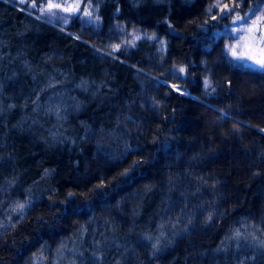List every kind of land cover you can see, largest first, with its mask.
<instances>
[{
    "label": "trees",
    "instance_id": "trees-1",
    "mask_svg": "<svg viewBox=\"0 0 264 264\" xmlns=\"http://www.w3.org/2000/svg\"><path fill=\"white\" fill-rule=\"evenodd\" d=\"M214 2L0 0V264H264V70Z\"/></svg>",
    "mask_w": 264,
    "mask_h": 264
},
{
    "label": "rangeland",
    "instance_id": "rangeland-1",
    "mask_svg": "<svg viewBox=\"0 0 264 264\" xmlns=\"http://www.w3.org/2000/svg\"><path fill=\"white\" fill-rule=\"evenodd\" d=\"M16 1L20 2V0H16ZM100 1L101 0H35V3H36L35 8L30 6L32 4L33 0H25V3H21V4H27L30 9L38 12L37 15L29 12L38 18L45 17L48 20H50V22L59 23L63 26H69V24L73 21V19L76 18L77 16H79L80 12H81V16L83 18H86L89 22L94 23V24L97 23V21H99V15H98L99 6L95 3H100ZM49 2L54 3V4H59V5H61V7L60 8H52L50 11H43V13H42L41 8L46 9L47 4ZM215 2H216V0H215ZM221 3H228L231 6V0H221ZM76 5H79V7L76 8ZM68 6H72L73 9H75V10L65 11L64 8L68 7ZM256 8L259 9V11L256 12V16H260V15L264 14V0H248V4H245V6H243V4H242L241 7L238 8L236 11L239 12L241 15H243L244 13L249 12L250 9H256ZM216 9H218V8H216ZM86 12L91 13V15L90 16L86 15L85 14ZM228 15L229 14L221 13L219 10L218 17L228 16ZM256 16H253L252 19H255ZM230 19L232 22V19H233L232 14H231ZM231 28H232V23H231V27H230L231 39L227 45L238 44V43L243 44L244 43L243 37H240V39L237 40L236 34H233L231 32ZM260 34L261 33L259 31L255 33V35L257 37H259ZM248 43L252 44L254 46L251 49L247 46L239 47L237 49V52L238 53L243 52V53H245V55H252L254 59L259 58L261 55L259 52V48L264 47V43H260L258 46H255V42H253V41H249ZM112 47L114 49H119L121 46L117 45V46H112ZM227 52L233 58V56L231 55V53L228 50H227ZM234 60L236 62H239L240 64L246 66V67H249L252 69H257V70H264V69L259 68V66L253 62V59H240V60L234 59ZM241 236H245L246 240H256V241L258 240L256 235L252 234L249 231H247V235L242 234Z\"/></svg>",
    "mask_w": 264,
    "mask_h": 264
},
{
    "label": "snow or ice",
    "instance_id": "snow-or-ice-1",
    "mask_svg": "<svg viewBox=\"0 0 264 264\" xmlns=\"http://www.w3.org/2000/svg\"><path fill=\"white\" fill-rule=\"evenodd\" d=\"M245 2V0H231V6L228 3H221V0H216L215 3L211 4V6L208 9V12H211L213 8H218L221 13L224 14H232V28L231 32L233 34H236V39L239 40L240 37H243L244 43L243 44H231L227 45V50L231 53L234 59L240 60V59H253V62L259 66V68L264 69V47L259 48L260 57L259 58H253L252 55H245V53L237 52V49L239 47H249L250 49L254 46L252 44H249V41L255 42V46H258L260 43H264V14L260 16H256V12L259 11L258 8L256 9H250L249 12L244 13L241 15L236 10L241 7V5ZM20 3H25V0H20ZM31 7L35 8L36 3L35 0H33ZM61 5L54 4L49 2L47 4V8H41V12L43 11H50L52 8H60ZM79 5H76V8H78ZM65 11H73L72 6H68L64 8ZM86 15H91V13L86 12ZM253 16H256L255 19H252ZM213 19H216L215 16L212 17ZM260 32V36L257 37L255 35L256 32ZM180 72L184 71V68L179 69ZM207 83V81H206ZM57 116H59V112L57 111ZM72 193H69V196H71ZM24 204H18V208L20 210H23ZM2 227V225H0ZM239 231L237 230V235H239ZM260 245L264 247V241L260 242ZM155 247V245H154Z\"/></svg>",
    "mask_w": 264,
    "mask_h": 264
}]
</instances>
